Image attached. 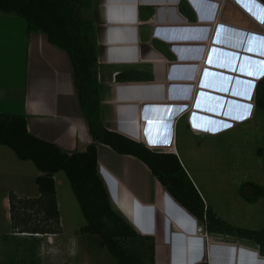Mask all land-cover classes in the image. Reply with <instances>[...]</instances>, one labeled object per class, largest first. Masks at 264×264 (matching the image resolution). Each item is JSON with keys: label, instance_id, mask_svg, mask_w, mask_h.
<instances>
[{"label": "crops", "instance_id": "1", "mask_svg": "<svg viewBox=\"0 0 264 264\" xmlns=\"http://www.w3.org/2000/svg\"><path fill=\"white\" fill-rule=\"evenodd\" d=\"M181 2L195 13V23L181 13ZM149 11L153 14L146 19ZM92 13L99 81L105 87V127L154 152L176 155L210 207L181 158L180 129L201 143L250 130L263 116L256 111V90L264 79V4L259 0H96ZM0 20L4 41L0 55L6 58L0 60V113L25 115L32 135L67 154L86 152L94 140L79 104L69 55L45 35L28 34L25 19L0 12ZM156 43L164 45L174 60ZM16 48L25 61L16 60ZM19 63L25 65L20 83L14 76ZM131 69L153 81H117L120 73ZM5 148L0 146V163L9 159L12 168L7 175L25 180L28 167ZM97 150L100 176L113 206L138 234L155 240L156 264H264L255 243L208 235L140 160L101 144ZM60 174L55 176L57 186ZM15 235L35 240L25 250L28 258L22 253L7 257L9 243L0 238V264H40V259L62 257L44 250L59 244L60 236Z\"/></svg>", "mask_w": 264, "mask_h": 264}, {"label": "trees", "instance_id": "2", "mask_svg": "<svg viewBox=\"0 0 264 264\" xmlns=\"http://www.w3.org/2000/svg\"><path fill=\"white\" fill-rule=\"evenodd\" d=\"M95 1L0 0L1 13L25 19L28 34L45 35L51 45L69 55L79 104L94 140L86 152L70 155L32 135L25 115L0 113V146L10 148L20 161L32 162L42 174L36 179L40 197L30 199L10 194L15 234H62L55 176L63 172L87 220L81 234L88 236L89 243L99 242L118 264H156L155 240L138 234L112 204L98 167L97 144H101L112 148L119 155L132 156L144 163L174 200L198 220L208 235L251 241L259 246L260 254L264 257V229L233 227L211 207H206L176 155L154 152L105 127L102 116L105 87L99 81V44L92 13ZM259 1L264 4V0ZM180 11L190 22H196L195 13L185 2L180 3ZM152 14L153 11H149L146 19ZM156 47L170 60H174L164 45L156 43ZM117 81L150 82L153 78L131 69L120 73ZM256 111L264 115V79L257 85ZM260 151L261 154L263 151ZM251 186L260 192L257 196L264 195L262 187ZM22 226L34 227L31 228L33 230H22Z\"/></svg>", "mask_w": 264, "mask_h": 264}, {"label": "rangeland", "instance_id": "3", "mask_svg": "<svg viewBox=\"0 0 264 264\" xmlns=\"http://www.w3.org/2000/svg\"><path fill=\"white\" fill-rule=\"evenodd\" d=\"M3 43V36L0 35V47ZM0 56V60L1 58L6 60L5 57L3 59V55ZM15 58L25 61L24 53L20 49L17 51V48ZM18 66L20 67V63ZM24 69L25 65H21L20 69L17 68V73L14 71L18 83L21 82L19 78H22ZM180 132L181 158L196 177L197 184L200 185L209 206L215 213L233 227L250 230L264 229V195L257 196L260 192L251 186L257 185L264 189V115L250 130H237L227 136L204 140L201 143L193 142L190 135L182 128ZM5 149L13 153L10 148ZM260 150L263 151L261 154ZM22 163L28 169H25L26 179L19 181L7 175L12 168L9 159L5 160V163H0V238L9 243V248L6 250L7 257L22 253L24 258H28L25 256L28 251L25 252V250L28 245L35 242L34 239H23L22 236L15 235L16 230L9 208L11 193L30 199L40 197L36 183L37 174L39 175L40 172L32 162L22 161ZM59 181L57 201L62 234L57 241L59 244L53 248L47 246L44 250L45 253L58 252L62 257L40 259V264L65 262L67 264H118L99 242L93 241L91 244L88 242V236L81 234V229L87 225V220L65 173L60 174ZM256 198L260 199L257 202H251ZM28 227L22 226L21 229L33 230L31 228L34 226ZM16 242H21L19 247L14 246ZM43 243L46 245L45 242ZM58 246L60 249H57ZM38 254H41V248L37 250V258Z\"/></svg>", "mask_w": 264, "mask_h": 264}, {"label": "snow or ice", "instance_id": "4", "mask_svg": "<svg viewBox=\"0 0 264 264\" xmlns=\"http://www.w3.org/2000/svg\"><path fill=\"white\" fill-rule=\"evenodd\" d=\"M251 106L249 105V108H250Z\"/></svg>", "mask_w": 264, "mask_h": 264}]
</instances>
